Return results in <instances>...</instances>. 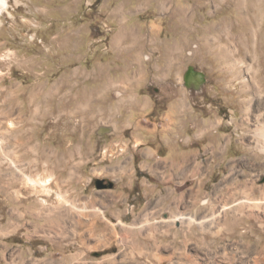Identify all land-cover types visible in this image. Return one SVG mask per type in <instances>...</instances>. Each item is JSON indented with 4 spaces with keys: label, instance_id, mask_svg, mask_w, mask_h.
Returning a JSON list of instances; mask_svg holds the SVG:
<instances>
[{
    "label": "rangeland",
    "instance_id": "obj_1",
    "mask_svg": "<svg viewBox=\"0 0 264 264\" xmlns=\"http://www.w3.org/2000/svg\"><path fill=\"white\" fill-rule=\"evenodd\" d=\"M1 20L0 264H264V0H13ZM137 56L161 72L140 143L115 106ZM189 68L204 86L175 111Z\"/></svg>",
    "mask_w": 264,
    "mask_h": 264
},
{
    "label": "crops",
    "instance_id": "obj_2",
    "mask_svg": "<svg viewBox=\"0 0 264 264\" xmlns=\"http://www.w3.org/2000/svg\"><path fill=\"white\" fill-rule=\"evenodd\" d=\"M125 29L124 28H119L120 33L114 35V37H112V45H118L121 40H122V36H123V31ZM118 31V32H119ZM147 57H145V59L143 60V57L141 56H137L135 57V59L133 60H128L129 64L131 65H127L126 68H123L120 71V76L118 77V79H121L124 81V83L121 81L122 86L128 91V88L131 89V92L134 93V96L132 98V101L128 102L126 101V99L123 97V101L117 103V105L115 106H127L130 107L129 108V112H131V115L129 116V118L131 120H129V124L126 126L128 129H132V137L134 138L135 143H140L143 142L144 140H148V141H152L147 139L148 136L153 135L154 137L156 136V129H158V127L155 129L156 126H153L149 121H147V124H145L143 121L138 122L137 119H134L135 116H137V113H140L141 115L144 114V112L147 114V116L151 115V106H155V103L153 102V98L149 93H142V90L145 87L150 88V86H153V84L156 82V79H161L160 77L154 76V74H152L151 72H149V68L153 69V70H157V74L161 73L159 71V66L158 64H152L151 66H147ZM192 68H189V70ZM178 70L180 72V74L184 73L183 72V64H181L180 66L176 65L175 63L172 64V66H170L169 71H173V75L168 76V79H173V81L175 83H179L177 81L178 78ZM188 72V71H187ZM186 72V74H187ZM186 74L184 75L185 77V86L184 87H180V88H174V86H176V84L174 83V85L172 86L173 82H170V84H168L167 86H164L163 89L168 90L167 95H170L171 97V101L169 102V104L167 106H173V110L175 111H179V108L181 106H191V102H190V87H188V82L186 81ZM119 82H116V84ZM125 89H122L121 91H125ZM154 91L156 93L161 94L162 90L159 92L158 89L154 86L153 87ZM118 93V92H117ZM123 94V93H122ZM124 96V95H123ZM169 97V96H167ZM132 117V118H131ZM109 130H111V128H107ZM107 129H105V131H107ZM108 130V131H109ZM163 130V129H162ZM189 141L188 144L190 145V143L192 142L191 136L189 137ZM155 139H153L154 141ZM153 148V147H152ZM154 149V148H153ZM159 153V150L157 151ZM147 156L151 155V156H156V153L153 152V150L151 151V153H146ZM187 155V154H186ZM185 154L183 156H179V161L178 162H174L173 168L177 169V172L180 174H193V173H200L201 171H199L198 167L196 166H191L188 164V162L193 159L195 157V155H187ZM165 157V156H163ZM159 167H154V169H158ZM182 169L184 170L182 172ZM174 171V170H173ZM172 173V172H171ZM20 264H24L22 261H18ZM17 262V263H18Z\"/></svg>",
    "mask_w": 264,
    "mask_h": 264
},
{
    "label": "bare ground",
    "instance_id": "obj_3",
    "mask_svg": "<svg viewBox=\"0 0 264 264\" xmlns=\"http://www.w3.org/2000/svg\"><path fill=\"white\" fill-rule=\"evenodd\" d=\"M12 1L13 0H0V28L3 26V21L1 20V17H2L4 12H6L10 9V5H11ZM14 1L17 5H19L21 3V0H14ZM263 109H264V106H255V108H254L256 113L259 112V114L256 118L257 120L255 121V129L253 130V135L255 138L261 139L260 143L257 142L255 147L257 150H259L260 152H262L264 154V110ZM262 190L264 192V187ZM259 203H261V202H259V201L255 202L254 205H256V207H259V205H258Z\"/></svg>",
    "mask_w": 264,
    "mask_h": 264
},
{
    "label": "flooded vegetation",
    "instance_id": "obj_4",
    "mask_svg": "<svg viewBox=\"0 0 264 264\" xmlns=\"http://www.w3.org/2000/svg\"><path fill=\"white\" fill-rule=\"evenodd\" d=\"M186 81L191 86V90L199 91L201 85H203V76L201 72L190 69L186 74ZM204 86V85H203Z\"/></svg>",
    "mask_w": 264,
    "mask_h": 264
},
{
    "label": "water",
    "instance_id": "obj_5",
    "mask_svg": "<svg viewBox=\"0 0 264 264\" xmlns=\"http://www.w3.org/2000/svg\"><path fill=\"white\" fill-rule=\"evenodd\" d=\"M98 188H105L106 186H103L100 181L97 182Z\"/></svg>",
    "mask_w": 264,
    "mask_h": 264
}]
</instances>
